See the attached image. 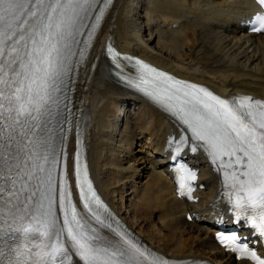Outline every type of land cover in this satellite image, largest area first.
I'll list each match as a JSON object with an SVG mask.
<instances>
[{
	"label": "bare ground",
	"instance_id": "obj_1",
	"mask_svg": "<svg viewBox=\"0 0 264 264\" xmlns=\"http://www.w3.org/2000/svg\"><path fill=\"white\" fill-rule=\"evenodd\" d=\"M251 7L250 0H93L73 68L74 107L83 109L84 136L74 128L69 134L67 126L60 131L59 166L45 201L55 209L67 196L80 204L79 172L158 257L179 264H251L214 242V219H225L231 204L220 167L184 124L120 86L108 58L114 50L223 98L264 105V35H246L237 25ZM76 24L71 18L62 29L75 30ZM179 141L188 143L187 151L200 150L190 159L199 169L197 190L186 201L176 197L166 152ZM128 185L134 217L123 209ZM70 264L83 263L72 253Z\"/></svg>",
	"mask_w": 264,
	"mask_h": 264
},
{
	"label": "snow or ice",
	"instance_id": "obj_2",
	"mask_svg": "<svg viewBox=\"0 0 264 264\" xmlns=\"http://www.w3.org/2000/svg\"><path fill=\"white\" fill-rule=\"evenodd\" d=\"M75 2L77 4L87 3L88 0H75ZM72 3L73 0H54V3L50 4H45V0H0V62H2L3 57L8 54L5 51V48L3 47L5 44H7L8 47L11 48L12 53L15 54L13 55V59H15L16 55H19V51L17 50L16 45L21 41H26V38H32L38 35L41 37V43L47 44L49 46L46 56H42L40 61L42 62L44 67L37 68V71H44L45 73V78L42 84L40 85V91L37 93V95L40 97L41 106L43 101L49 98L48 78L51 76L52 69L54 66L53 56L54 54L58 55L59 53V49L56 47V45L51 43L50 36L45 37L44 35V33L48 32V29L52 26L51 24H46L44 21L50 19L47 13H57L60 11V9L64 8L65 4L70 5ZM260 19L264 20V17H260ZM56 28L59 34L62 31V24H56ZM32 43L33 45H35L36 40L33 39ZM26 46L27 45L25 43V47ZM33 51L44 53L45 49L34 47ZM2 72L3 69L0 68V84H5L7 83V81L3 79ZM16 91L19 92L21 91V89L18 88L16 89ZM200 91L204 92L206 96L210 95L209 93L205 92L204 89H200ZM3 96V92H0V97ZM16 99H20V97H16ZM212 100H214L215 104L219 106V109H223L224 113H226L228 116H231L232 120L239 124V127H236V124H229V127L233 132L236 133L237 138H240L243 143L245 137L241 136V131H245L248 135H251L252 130L249 129L246 124H243L240 121L239 117L231 113L225 101L219 100L216 97H212ZM201 103H203V101H201ZM204 107L208 108L209 111L212 112L215 116L222 115L219 110L214 109L213 105L205 103ZM3 109L4 105L0 103V115L3 114ZM20 111H24V109L21 108ZM178 112L181 115V118L184 120V123L191 126L192 132L198 139H208V142L212 144L213 148H215V144L212 142V140L209 139L206 134L202 131V128L204 127L203 124H201L200 126L193 125V122L188 119V113L185 111L184 108L178 109ZM28 114L31 115L30 112ZM198 119H200L201 121L203 120L202 117H198ZM225 123H228V121L225 120ZM262 127H264V125H262ZM0 131H2V129H0ZM233 151H235L234 148ZM241 151H243V149H241ZM245 155L249 157V161L253 159L249 155V153L245 152ZM2 159L3 156L0 155V160ZM41 159L45 163H47L49 160L47 155L42 156ZM262 159H264V157H262ZM52 163L54 166L55 161L53 160ZM37 167L39 168V171H45L43 165H38ZM249 167H251V163L249 164ZM261 175H264V171L261 172ZM24 178L31 179L32 174H29ZM47 178L50 183L52 179L51 172L48 173ZM0 192H3L2 188H0ZM34 194L35 193H33V195ZM16 195L17 193H13V196ZM41 207H43V205H41ZM45 215H50V212L45 213ZM72 221L75 222L79 227V222L76 221V213L74 209L72 211ZM49 223L54 225V221H49ZM64 223L68 224L69 221L66 219ZM37 231L39 230L37 229ZM43 234L48 235L47 232H44ZM67 235L72 241L73 248L77 250L78 254L80 255V257H82V259L95 260L97 250L92 246L90 238L84 237L82 233L78 238V236L73 232V228L71 226L67 228ZM261 235H264V229L261 230ZM225 239H227V237H225ZM233 250L235 251V249ZM113 255H115V253ZM253 258H255L254 254ZM261 264H264V261H262Z\"/></svg>",
	"mask_w": 264,
	"mask_h": 264
},
{
	"label": "rangeland",
	"instance_id": "obj_3",
	"mask_svg": "<svg viewBox=\"0 0 264 264\" xmlns=\"http://www.w3.org/2000/svg\"><path fill=\"white\" fill-rule=\"evenodd\" d=\"M127 189H128V192H129L130 188H127ZM127 194H129V193H127ZM124 197L126 198L125 192H124ZM130 205H131L130 197H127V202L125 203V206L130 207ZM123 209H124V206H123ZM127 216H129V214H127ZM130 217H134V215H131Z\"/></svg>",
	"mask_w": 264,
	"mask_h": 264
}]
</instances>
